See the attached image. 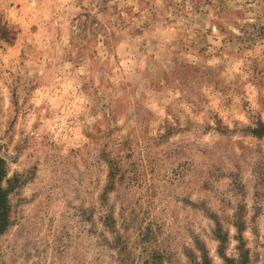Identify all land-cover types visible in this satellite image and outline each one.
<instances>
[{"label": "rangeland", "instance_id": "1", "mask_svg": "<svg viewBox=\"0 0 264 264\" xmlns=\"http://www.w3.org/2000/svg\"><path fill=\"white\" fill-rule=\"evenodd\" d=\"M0 161V264H264V0H0Z\"/></svg>", "mask_w": 264, "mask_h": 264}, {"label": "trees", "instance_id": "2", "mask_svg": "<svg viewBox=\"0 0 264 264\" xmlns=\"http://www.w3.org/2000/svg\"><path fill=\"white\" fill-rule=\"evenodd\" d=\"M5 39H8L7 34L5 35ZM7 194V190L0 188V234L9 226L10 207L8 205Z\"/></svg>", "mask_w": 264, "mask_h": 264}]
</instances>
